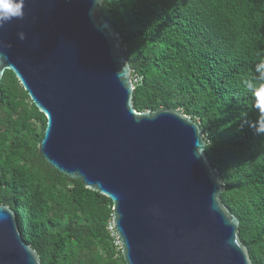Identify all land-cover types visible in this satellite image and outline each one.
Returning a JSON list of instances; mask_svg holds the SVG:
<instances>
[{
	"label": "water",
	"instance_id": "obj_1",
	"mask_svg": "<svg viewBox=\"0 0 264 264\" xmlns=\"http://www.w3.org/2000/svg\"><path fill=\"white\" fill-rule=\"evenodd\" d=\"M3 56L0 83L12 71L46 119L43 159L111 199L126 264H253L199 124L178 109L134 108L131 66L102 0H25L24 18L0 28ZM0 264H41L8 205Z\"/></svg>",
	"mask_w": 264,
	"mask_h": 264
},
{
	"label": "trees",
	"instance_id": "obj_2",
	"mask_svg": "<svg viewBox=\"0 0 264 264\" xmlns=\"http://www.w3.org/2000/svg\"><path fill=\"white\" fill-rule=\"evenodd\" d=\"M136 77V111L194 119L239 219L253 264H264V133L242 80L264 59V0H102ZM37 125L40 129L37 130ZM46 119L14 73L0 83V205L15 211L41 264H126L108 233L112 201L53 169L38 152Z\"/></svg>",
	"mask_w": 264,
	"mask_h": 264
},
{
	"label": "clouds",
	"instance_id": "obj_3",
	"mask_svg": "<svg viewBox=\"0 0 264 264\" xmlns=\"http://www.w3.org/2000/svg\"><path fill=\"white\" fill-rule=\"evenodd\" d=\"M25 0H0V28L10 23L13 19L24 18ZM18 37L23 40L24 33L19 32ZM7 59L0 57V63ZM255 75L242 80L244 88L255 97V105L261 116L253 127L258 133H264V59H260L254 68Z\"/></svg>",
	"mask_w": 264,
	"mask_h": 264
},
{
	"label": "built area",
	"instance_id": "obj_4",
	"mask_svg": "<svg viewBox=\"0 0 264 264\" xmlns=\"http://www.w3.org/2000/svg\"><path fill=\"white\" fill-rule=\"evenodd\" d=\"M132 80H133V83H136L137 78L136 77H132ZM107 230H108V233L110 234V236H111V238L113 240L114 245L117 248H119V245L116 243V231L110 226V222L107 225Z\"/></svg>",
	"mask_w": 264,
	"mask_h": 264
},
{
	"label": "rangeland",
	"instance_id": "obj_5",
	"mask_svg": "<svg viewBox=\"0 0 264 264\" xmlns=\"http://www.w3.org/2000/svg\"><path fill=\"white\" fill-rule=\"evenodd\" d=\"M40 129V127H39V125H37V130H39Z\"/></svg>",
	"mask_w": 264,
	"mask_h": 264
}]
</instances>
